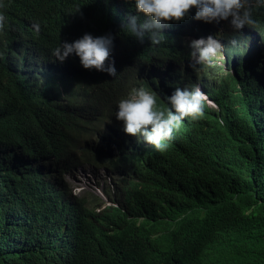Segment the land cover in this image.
<instances>
[{
	"label": "trees",
	"instance_id": "16d2710c",
	"mask_svg": "<svg viewBox=\"0 0 264 264\" xmlns=\"http://www.w3.org/2000/svg\"><path fill=\"white\" fill-rule=\"evenodd\" d=\"M0 3L10 25L0 36V264H264L260 51L251 54L257 79L244 78L240 58L234 75L191 73L218 109L205 107L171 151L126 142L111 158L96 144L138 83L134 68H188L184 21L151 45L148 33L141 42L125 27L130 16L145 19L135 0ZM86 33L112 35L116 77L84 69L75 54L56 60L61 43ZM256 33L264 47V16ZM83 165L124 175L121 209L97 213L72 195L61 175Z\"/></svg>",
	"mask_w": 264,
	"mask_h": 264
},
{
	"label": "clouds",
	"instance_id": "9594fccd",
	"mask_svg": "<svg viewBox=\"0 0 264 264\" xmlns=\"http://www.w3.org/2000/svg\"><path fill=\"white\" fill-rule=\"evenodd\" d=\"M130 2V0H125ZM136 10L145 19L139 22L138 16H130L125 25L132 35L143 42L145 33L149 34L151 45H159L165 38L163 29L171 23L182 22L185 30L184 44L189 50L188 68L180 74H169L170 66L135 67L137 84L115 106L113 120L106 127L105 134L96 144V153L116 157L120 147L132 142L163 156L174 147L185 127L191 120L205 115L204 108L217 110L218 105L210 97L208 90L200 81H194L191 73L205 68L221 69V76L236 73L240 58L244 63L245 79H257L251 54L256 49L261 52L264 70V47L259 46L256 29L258 19L264 16V0H135ZM5 5L0 3V9ZM195 9V16L191 11ZM7 16L0 12V36L9 28ZM36 33L40 24H33ZM113 37L111 34L94 37L84 34L69 43L63 42L53 51L56 60L63 63L75 54L86 70L106 72L116 77L112 55ZM239 47L241 53L232 55L230 48ZM166 83V84H165ZM164 95L163 105H159L160 94ZM82 167L104 171L112 180L113 189L104 192L106 201L93 196H80L71 191L61 175L66 188L72 195L84 200L88 209L97 213L108 208L121 209L120 186L123 174L111 173L108 169L83 165L72 170L70 175Z\"/></svg>",
	"mask_w": 264,
	"mask_h": 264
},
{
	"label": "rangeland",
	"instance_id": "374dc122",
	"mask_svg": "<svg viewBox=\"0 0 264 264\" xmlns=\"http://www.w3.org/2000/svg\"><path fill=\"white\" fill-rule=\"evenodd\" d=\"M92 177L98 178V181L95 182ZM64 180L67 187L75 194L87 197L93 196L104 201H106L104 192H109L113 189V185H111L112 180L104 171L92 169L90 167H82L78 172L75 171L73 175H66L64 177ZM91 180L94 181L92 184L94 186L93 191L82 188L89 187L91 184Z\"/></svg>",
	"mask_w": 264,
	"mask_h": 264
},
{
	"label": "bare ground",
	"instance_id": "6f19581e",
	"mask_svg": "<svg viewBox=\"0 0 264 264\" xmlns=\"http://www.w3.org/2000/svg\"><path fill=\"white\" fill-rule=\"evenodd\" d=\"M87 177V176H86ZM88 178V177H87ZM92 179H94V181L95 182H97L98 181V178H95V177H92ZM93 180H91V184H90V186L89 187H82V188H86V189H88V190H90V191H93V189H94V186L92 185L93 184V182H94ZM82 213V212H81ZM84 218V217H83Z\"/></svg>",
	"mask_w": 264,
	"mask_h": 264
}]
</instances>
